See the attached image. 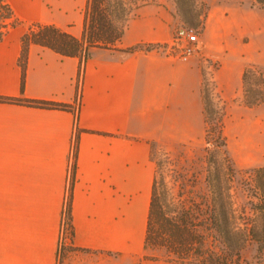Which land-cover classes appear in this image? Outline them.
<instances>
[{"label":"crops","instance_id":"obj_1","mask_svg":"<svg viewBox=\"0 0 264 264\" xmlns=\"http://www.w3.org/2000/svg\"><path fill=\"white\" fill-rule=\"evenodd\" d=\"M4 1L20 23L0 40V95L65 102L72 109L0 101V264H174L143 256L155 177L150 145L172 149L203 135L201 61L195 54L170 55L163 47L124 50L170 43L174 20L165 1L138 6L115 47L91 49L80 76L77 56L30 43L22 89L19 57L27 25L51 23L78 36L87 0ZM206 1L199 42L220 62L208 74L219 98L239 100L249 51L228 23L237 17L255 29L262 19L255 20V9L245 3L235 8L228 0ZM255 106L228 107L224 128ZM77 128L73 234L61 256Z\"/></svg>","mask_w":264,"mask_h":264},{"label":"trees","instance_id":"obj_2","mask_svg":"<svg viewBox=\"0 0 264 264\" xmlns=\"http://www.w3.org/2000/svg\"><path fill=\"white\" fill-rule=\"evenodd\" d=\"M174 1L177 12L188 24L203 25L207 11L205 7L200 6V0ZM254 1L264 7V0ZM138 5L137 3L135 6ZM83 14L82 28L78 36L51 23L32 22L27 25L21 36L22 49L19 57L22 69L21 89L30 43L47 46L64 56H77L80 60L79 76L92 48L116 46L124 32L131 8L127 0H87ZM18 23L20 20L14 16L10 5L0 0V40ZM153 47L154 44L151 43H138L124 50H149ZM76 85L78 86V83ZM201 94L206 122L205 140L209 143L213 127L209 124L208 117L213 100L204 81ZM0 101L72 109L69 103L46 99L0 95ZM241 101L247 106L264 103V68L252 65L244 68ZM221 118L218 119L214 131L216 145L224 154L226 139ZM78 137L77 128L74 134L73 163L66 197L70 235L73 234L70 206ZM212 161L216 163V160ZM252 173L249 210L240 212L234 210L228 188L222 184L220 176L216 180H207L209 189L207 195L201 196L198 200L190 196L186 202L183 200L175 202L167 198L164 181L158 180L155 175L146 221L144 249L151 246L163 250L164 254L144 255V258L185 264H250L241 257V250L247 243L254 242L259 254L255 264H264L260 256L264 252V166L253 168ZM61 249L62 256L65 248Z\"/></svg>","mask_w":264,"mask_h":264},{"label":"rangeland","instance_id":"obj_3","mask_svg":"<svg viewBox=\"0 0 264 264\" xmlns=\"http://www.w3.org/2000/svg\"><path fill=\"white\" fill-rule=\"evenodd\" d=\"M127 1L131 8L130 17L134 15L136 8L141 4L156 3L158 0ZM164 1V6L172 14L174 20L171 40L176 35L177 28L184 26L193 28L198 33L199 41L207 14L202 26H194L188 24L179 15L174 0ZM227 2L235 8L244 3L248 4L256 11L253 18L255 20L258 17L262 19V25L255 29L250 28V25L243 22L240 23L237 17L233 22L228 23V26L234 30L231 31L239 39L238 42L248 46L249 54H247L245 67L252 65L264 68V55L261 54L262 46H264V7L254 0H228ZM137 3L139 5L136 7ZM200 6L205 7L208 13V1L200 0ZM238 15L241 16L240 13ZM156 45L154 44V47ZM193 54L200 58V65L204 74L203 81L208 86L210 97L213 100V105L210 104L211 111L208 117V122L213 127L209 137L210 142L207 143L205 140V130L201 137L182 142L172 149L162 148L152 142L150 147L151 158L155 165V175L158 180L164 181L167 188V198L175 202L181 200L186 202L190 196L198 200L201 196L207 195L209 192L207 180H216L220 176L222 184L228 188L234 210L236 212L248 211L253 180L252 169L264 166V103H260L251 109H245V112L241 110L238 113L241 118L239 120L231 119L229 129L224 128L227 108L243 102L241 99L222 100L219 98L210 74L219 66L220 62L218 59L208 57L201 48L200 42L198 51L193 52L191 55ZM219 118L223 121V134L226 139L225 155L222 150L218 149L215 142L216 133L214 130ZM228 133H230L229 136ZM255 139L256 141H254ZM253 142L254 146L252 145ZM256 142L260 143L263 151H259ZM212 160H216V163ZM163 254V250L151 246L144 249L143 252V256H161ZM258 255L254 242L247 243L241 250V257L250 264L256 263ZM260 256L263 261L264 252ZM167 262L185 264L173 261Z\"/></svg>","mask_w":264,"mask_h":264},{"label":"built area","instance_id":"obj_4","mask_svg":"<svg viewBox=\"0 0 264 264\" xmlns=\"http://www.w3.org/2000/svg\"><path fill=\"white\" fill-rule=\"evenodd\" d=\"M155 47H163L170 55L177 56L182 59H186L193 52L198 51L199 41L198 33L190 27L180 26L176 30V35L173 37L168 45L157 44ZM78 108V104L75 105ZM73 150V146H72ZM73 163V159H72ZM72 168V165H71ZM70 168V172H71ZM69 219L67 214V202L64 204V211L62 216V226L60 233V246L61 249L64 246L66 240L70 238Z\"/></svg>","mask_w":264,"mask_h":264}]
</instances>
